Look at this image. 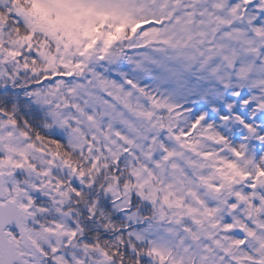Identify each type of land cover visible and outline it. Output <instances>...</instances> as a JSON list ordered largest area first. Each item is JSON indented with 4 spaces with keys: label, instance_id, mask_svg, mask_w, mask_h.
<instances>
[{
    "label": "snow or ice",
    "instance_id": "snow-or-ice-1",
    "mask_svg": "<svg viewBox=\"0 0 264 264\" xmlns=\"http://www.w3.org/2000/svg\"><path fill=\"white\" fill-rule=\"evenodd\" d=\"M0 264H264V0H0Z\"/></svg>",
    "mask_w": 264,
    "mask_h": 264
}]
</instances>
